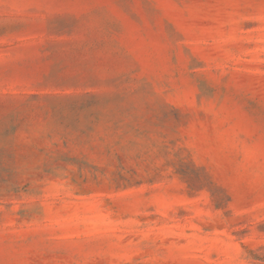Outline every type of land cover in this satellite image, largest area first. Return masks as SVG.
<instances>
[{
  "label": "rangeland",
  "instance_id": "rangeland-1",
  "mask_svg": "<svg viewBox=\"0 0 264 264\" xmlns=\"http://www.w3.org/2000/svg\"><path fill=\"white\" fill-rule=\"evenodd\" d=\"M0 264H264V0H0Z\"/></svg>",
  "mask_w": 264,
  "mask_h": 264
}]
</instances>
